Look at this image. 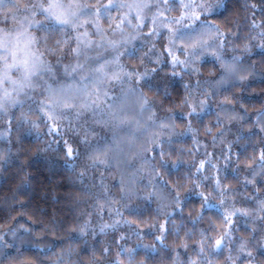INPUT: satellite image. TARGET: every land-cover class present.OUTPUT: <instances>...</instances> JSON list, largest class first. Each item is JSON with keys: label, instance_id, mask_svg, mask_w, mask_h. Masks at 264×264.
Masks as SVG:
<instances>
[{"label": "clouds", "instance_id": "clouds-1", "mask_svg": "<svg viewBox=\"0 0 264 264\" xmlns=\"http://www.w3.org/2000/svg\"><path fill=\"white\" fill-rule=\"evenodd\" d=\"M0 264H264V0H0Z\"/></svg>", "mask_w": 264, "mask_h": 264}]
</instances>
